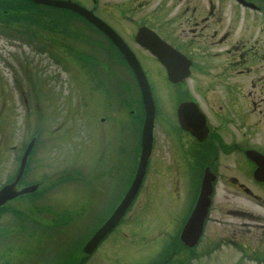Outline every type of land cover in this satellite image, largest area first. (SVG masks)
Segmentation results:
<instances>
[{"label":"rangeland","instance_id":"374dc122","mask_svg":"<svg viewBox=\"0 0 264 264\" xmlns=\"http://www.w3.org/2000/svg\"><path fill=\"white\" fill-rule=\"evenodd\" d=\"M104 1L99 0V3L103 4ZM96 12L101 16L105 15L101 7ZM133 19L136 21L135 14H133ZM76 29L78 31L85 30L86 37H98L99 39L95 41L100 40L98 33L92 30L86 31L88 26L85 24L76 25ZM33 33L39 35L37 31H33ZM48 43H50L48 44L49 48L55 49L56 43ZM70 45L73 44L65 46L69 47ZM65 46L61 44L59 50L67 49ZM73 46L78 47L73 51L79 56L87 55V50H83L79 44ZM71 54L72 50L67 49L65 58L72 56ZM55 59L50 53L43 52L41 46L13 42L12 40L5 41L0 38V183L4 182L15 170L18 157L32 136L36 138L32 163L37 168L36 171H30V173L34 174L35 172L36 174L29 179L39 180L43 176L50 175L43 171V167L45 164L49 165L54 154H58L59 149L55 146L54 139L59 136L64 140L61 145L66 153L64 162L82 169L86 180L92 187L88 189L89 197H83L79 203L72 200V194L67 196L70 199L64 203V217H69V213H71L76 218L69 226L71 229L66 224L70 222L67 219L61 220L60 218L57 230L48 229L46 224H43V229H41L38 223L34 222L35 219L43 220L42 218H44L41 216L43 211L41 206L48 205L44 200L35 203L23 199L14 204L18 213L0 220V264H63L65 261H61V259L65 254L67 256L75 255L76 252L70 250L89 231H92L91 229L96 225L95 218L98 217L99 210H105L100 216L103 217L106 211L108 213L112 208L113 204L104 205V203L112 202L116 200V195H120L135 159V153L129 152L133 138L135 140L133 127H131V133L128 127L123 128L117 143L118 151L115 150L117 129H113L109 118L106 122H101L103 116L106 115L105 111L102 109L101 114L99 103L92 104L90 101L96 92L87 86L97 76L89 77L84 73L85 68L80 70L82 73H77V69L73 70L70 67L74 64L69 62L68 69L65 70ZM140 61H142L160 107L170 106L176 97V89L167 81L158 63L150 59ZM112 68L126 84L134 89L133 79L127 76L118 62L113 63ZM84 95L86 98L83 97ZM234 100L235 98L229 103L232 111L235 110ZM231 110L222 104L223 113L232 116L229 113ZM98 115L102 116L99 124L104 127L102 129L104 134L101 139L93 137L88 147V129H96L90 127V123L96 122L95 118ZM119 116H121V112L115 111L112 115V123L118 121ZM230 131H232V126L227 125L223 133ZM253 135L263 136L264 129L254 131ZM160 137L157 136L158 139ZM83 142L84 146H82ZM65 145L69 151L66 150ZM42 151L47 154L49 159L45 163L39 161V158H42L40 156ZM161 160H163L162 165L170 164L169 169L174 172V166L178 163L170 144L164 148L160 146V149L155 151L141 191L132 207L128 209L123 223L108 236L98 252L96 254L94 252L93 256H90L82 264H157L161 260V252H163V260L174 250L173 239L171 242H168V239L172 237V234L175 235L180 228L190 202L185 200V195L181 191H179V198L169 194L168 184L162 180L168 171L161 173L160 167L157 166ZM53 165L55 163H52L50 173L55 168ZM186 167L187 181L184 179V182H181V188L185 185L188 187L190 184L189 172L191 173L192 169L189 166ZM221 169L230 168L221 167ZM222 175L236 176L233 172L228 171L223 172ZM92 190L96 193H93ZM225 193L220 185L209 210L210 218L206 224L205 234L208 235V238L214 233L213 230L223 227L221 223L227 224L232 221L226 216L221 221L219 214L221 196ZM187 194L188 192H186ZM85 195L80 194V197ZM235 196L237 197L236 194ZM236 197V204L226 206L239 207L251 214L264 213L258 204ZM229 198L233 200L231 195ZM261 205L264 207V204ZM53 211H57V209L54 208ZM263 240L260 241L259 238L255 241L247 239L246 242L251 247L249 250L254 251L257 245L264 243ZM257 248L264 252V246ZM185 251L202 253L205 252V249L198 246ZM209 253L207 259L195 258L192 264H225L222 262L223 260H227V264H234L233 261L238 258V253L230 247L224 250L216 249L214 251L212 249ZM179 256H181V252L171 258V260L175 259L171 263H179L177 262Z\"/></svg>","mask_w":264,"mask_h":264},{"label":"flooded vegetation","instance_id":"af4514ba","mask_svg":"<svg viewBox=\"0 0 264 264\" xmlns=\"http://www.w3.org/2000/svg\"><path fill=\"white\" fill-rule=\"evenodd\" d=\"M72 1L93 11L101 7L104 20L127 43L137 45L140 59H156L135 42V32L145 27L190 61L188 79H192V84L184 89L176 88L175 92L184 94L175 99L170 111L159 108L155 118L154 148L158 151L160 146L164 148L170 144L178 163L173 165L174 172L169 169L170 164L162 165L163 160L157 163L161 173L168 171L163 181L169 185L170 194L178 197L180 183L187 177L186 166L196 170L190 175L192 180L201 178L205 168L213 170L216 182L211 197L221 185L226 193L221 196L224 206L220 214L231 217L232 221L218 229L211 240L231 242L241 251L251 248L247 239L262 241L264 213L251 214L226 205L236 204L235 194L236 198L264 204V135H253L254 131L264 129V0H105L103 4L98 0ZM105 50L106 61L91 68V74L112 73V50L118 61L123 62L122 54L108 38ZM234 98L235 110L232 111L229 103ZM187 101L196 102L203 116L197 117L189 110V116L182 124L177 117V108ZM222 104L231 110L232 116L222 112ZM138 113L136 122L134 117L130 121L136 130L135 147L137 143L139 146L140 139L137 130L141 113ZM123 121L128 123L127 118ZM227 125L232 126V131L223 133ZM125 126L122 122L115 125L118 132L114 149L117 151ZM97 129L102 131L99 126ZM157 136L161 137L157 139ZM250 150L262 156L256 154V161L252 160L247 156ZM221 167L230 169L222 170ZM222 171L233 172L236 176L222 175ZM73 174L77 181L75 170ZM255 174L260 176L259 181ZM63 181L54 187H45L44 193L38 197L48 192L66 193L70 187ZM251 252L257 254L255 250ZM261 255L264 257V253Z\"/></svg>","mask_w":264,"mask_h":264},{"label":"water","instance_id":"95a60500","mask_svg":"<svg viewBox=\"0 0 264 264\" xmlns=\"http://www.w3.org/2000/svg\"><path fill=\"white\" fill-rule=\"evenodd\" d=\"M34 1L49 3V4H53V5H59V6H64L66 8H70V9L82 14L87 20L92 21L94 24L99 26L101 29H105V26L103 25V23L100 22L96 17H94L91 12L84 10L83 8L77 6L76 4H73L70 2H64V1H53V0H34ZM159 53L164 54L161 52H159ZM125 54L127 56L128 62L133 66L134 70L137 71V77L139 80V84H140V87L142 88L143 100H144V103L146 104V119H145L144 126H145V131L148 134V133H150L151 124H152L151 123V117L148 116V110H149L148 104L149 103L152 104L149 87L146 83V80H145V78H144V76L140 70V67H139L136 59L134 58V56L128 52L127 53L125 52ZM165 55H167V53H165ZM166 57H164L165 58L164 61L166 62L167 66H169L171 59L169 57L168 58H166ZM164 58L161 57V60L163 61ZM169 77H172V76L169 75ZM30 148H31V143L26 148V151L24 153L25 158H26V155L28 154V151L30 150ZM144 156H145L144 153H142V158ZM24 157H23V160H22V163H21V166H20V169L18 171V174H17L15 181L4 186L2 188V190H0V205L3 202H5L7 199H10L19 193L27 192L29 190V188H24L23 190H21L18 193L15 192V184H16L18 178L21 176L22 171H23ZM141 171H142L141 168H138L132 185L128 189L126 196L124 197L122 202L119 204V206L116 208V210L114 211L112 216L98 229V231L93 235V237L86 243V245L84 247L85 252L90 253L93 250V248H94L95 244L98 242V240L105 234V232L110 227H112L115 224L117 219L123 213L127 203L133 197L135 191L138 188L139 181H140L139 178H141V176H142V174H140ZM210 191H211V179L209 176H206V174H205L203 177V180H202L200 194H199L197 203H196L193 211L191 212L190 216L188 217V219H187V221L183 227L182 234H181L182 240L186 244L192 245L197 240V238L200 234L203 219L205 217L206 209H207L208 202H209L208 197H209Z\"/></svg>","mask_w":264,"mask_h":264}]
</instances>
